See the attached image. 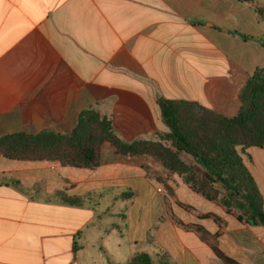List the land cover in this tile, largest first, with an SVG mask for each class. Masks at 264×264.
Segmentation results:
<instances>
[{"label":"crops","instance_id":"crops-1","mask_svg":"<svg viewBox=\"0 0 264 264\" xmlns=\"http://www.w3.org/2000/svg\"><path fill=\"white\" fill-rule=\"evenodd\" d=\"M249 15L262 23L255 34L245 28ZM263 69L264 18L252 3L0 0V138L71 136L80 115L93 110L121 140L164 144L172 131L163 102L227 117L231 106L239 113L242 89ZM242 157L264 212V147ZM160 176L196 215L220 218L176 214L180 221L201 225L226 257L264 264V224L181 201L180 190L203 206L206 200L164 163L119 153L109 140L95 165L0 156V264H115L111 249L129 263L147 254L149 240L170 264H224L197 234L171 222L165 195L154 190Z\"/></svg>","mask_w":264,"mask_h":264},{"label":"trees","instance_id":"trees-1","mask_svg":"<svg viewBox=\"0 0 264 264\" xmlns=\"http://www.w3.org/2000/svg\"><path fill=\"white\" fill-rule=\"evenodd\" d=\"M238 1L250 3V0ZM258 11L260 10L258 9ZM240 102V111L233 118L206 111L212 116V133H206V130L199 127V124L193 130L194 133L191 132L188 136L180 131L178 122L179 104L183 102L162 103L163 117L171 128V141L175 144L174 146L178 151L194 156L201 166H187L179 159V152H174L159 142L144 140L127 142L119 139L115 135L111 123L107 119H101L99 114L93 110L85 111L80 115L77 127L71 136L42 132L36 135L19 134L2 137L0 138V156L14 160L52 158L76 166L95 165L102 143L100 140H109L116 145L119 153L128 156L151 154L161 159L168 169L183 177L192 191L201 194L206 201L225 213L235 216L240 222L245 221L252 225L264 224V212L256 184L246 170L242 157L252 147H264V118L258 120V116L262 112L264 113V69L255 71L247 81L240 93ZM190 105L199 106L198 104ZM217 123L222 131L238 132V136L242 138L241 143L237 144L236 140L229 136L227 137L229 145L218 147L216 143ZM201 130L206 134L202 135ZM65 145L68 147L69 155H59L61 147ZM232 145L235 147L243 145L244 147H242V151L238 148L232 150ZM235 164L237 167L233 166ZM216 183L228 191V196L235 199L242 197L244 202L239 206L242 212L235 214L226 209L223 201L219 198L221 192L214 187ZM177 206L187 213L194 212L192 215H195L199 220L220 222V218L216 215H196L193 207L181 202H177ZM173 220L178 227L197 234L224 264H240L226 257L208 237V233L201 225L184 224L180 220ZM128 264H153V261L148 254L138 253Z\"/></svg>","mask_w":264,"mask_h":264},{"label":"rangeland","instance_id":"rangeland-1","mask_svg":"<svg viewBox=\"0 0 264 264\" xmlns=\"http://www.w3.org/2000/svg\"><path fill=\"white\" fill-rule=\"evenodd\" d=\"M250 3L254 4L256 6L257 10L259 9L262 12V15L264 18V0H250ZM245 22L247 23L245 28L250 33L255 34L256 32L260 31L262 23L259 22V24L257 25L256 22H253L251 15H249L248 18L245 19ZM226 100L234 102V96H233L232 91H230V92H229V90L227 91ZM231 108H232V106L227 111V115H228L227 117L228 118H233L238 114L236 111L232 112ZM263 118H264V113L262 112L258 116V120H262ZM211 121H212L211 114L209 112H206V110H204L201 106H194V105H190V104L184 105L183 103L179 104V110H178L179 128H180V131H182L186 136L190 135L191 132H193V130H195L196 126L199 124H200L199 127L204 128L206 130V133H209V132L212 133L211 128L213 125H212ZM217 126L218 127H217V131H216V137H217L216 143L218 144V147H224L225 145H229V142L227 140V137H229V136H231L232 139L236 140L237 144L241 143L242 138H240L238 136V134H239L238 132H231V133L225 132V130L224 131L220 130L218 123H217ZM206 133L201 130L202 135L206 134ZM100 141L103 142V140H100ZM212 142L214 143L215 141H212ZM164 144L166 146H168L169 148H171L172 151L179 152L178 153L179 159L181 161H183L184 164H186L187 166H190V167H193L195 165L201 166L198 163L197 159L194 156H192L191 154H188V153L183 152V151H178L177 147L174 146L175 144L171 141V139H168L167 141H165ZM242 147H244V146L240 145V146L235 147L232 145V150H235L236 148H238V150H241ZM67 148L68 147L66 145L61 147L62 150H60L59 155H63V154L65 156H67L66 154L69 155ZM135 155L136 156H144V155H148V154H135ZM149 156L153 157V159L158 160L159 162L164 163L161 159L155 157L154 155L150 154ZM233 166L237 167V164H235ZM168 172H170L172 175L177 174L176 172H174L170 169H168ZM157 179L160 182V185H155L154 190L155 191L161 190L162 193L165 195V207H166L167 214H168V217L170 218L171 222L174 225H176L174 223L173 219L179 220L177 215L179 217L184 218L185 220H189L192 217V213H194V212L187 213L183 209L179 208L177 206V202H179V201H178V198L176 197V195L174 193V187L171 186V184L167 183V181H165L166 178L163 176L157 177ZM137 185H139V183ZM214 187L221 192V195L219 198L223 201L222 203H223V205H225L226 209L231 210L235 214L242 212V210L239 208L240 204L244 202L242 197L240 198L242 200H240L239 198L235 199V198L228 196L227 195L228 191H226V189L218 183L214 184ZM143 191L144 190L142 188V192ZM143 194L144 193H141V195H143ZM178 197L183 202L193 203L194 205H196V207H198V209H202V207H205V208L209 207V208H212L213 210H216V211L219 210L217 206L209 203L208 201H204L205 202L204 206L202 204H199L194 199V197L185 196L184 193L182 192V190L178 191ZM119 205H120V203L116 204L117 209H118ZM140 205H141V199L137 205V209L134 208V210H133L134 216L138 217L137 212L139 211L138 207ZM112 207L113 206H111V208ZM195 214H196V211H195ZM172 217H173V219H172ZM137 222L139 223V220H137ZM137 233H139V227L137 228ZM147 243L152 245L151 249L147 250V254L152 258L153 264H170V255L169 254L160 250V248H158V246L152 240H151V242H150V240L147 241ZM110 255H111V259H110L111 262H114L115 264H127L128 263V262H125V260H123V258L121 256H119L118 254H116L112 249L110 250Z\"/></svg>","mask_w":264,"mask_h":264}]
</instances>
